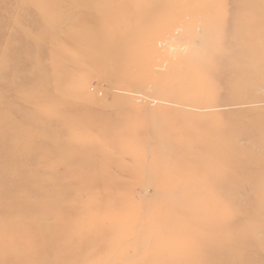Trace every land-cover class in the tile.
Masks as SVG:
<instances>
[{
  "label": "rangeland",
  "instance_id": "rangeland-1",
  "mask_svg": "<svg viewBox=\"0 0 264 264\" xmlns=\"http://www.w3.org/2000/svg\"><path fill=\"white\" fill-rule=\"evenodd\" d=\"M250 33L264 0H0V264H264Z\"/></svg>",
  "mask_w": 264,
  "mask_h": 264
},
{
  "label": "bare ground",
  "instance_id": "bare-ground-1",
  "mask_svg": "<svg viewBox=\"0 0 264 264\" xmlns=\"http://www.w3.org/2000/svg\"><path fill=\"white\" fill-rule=\"evenodd\" d=\"M249 35V34H248ZM252 33H250L249 35V40L254 41L255 39H258L257 44L255 45L254 43L252 44V42H250V44L248 43L249 40L247 41V43H243L241 44V46L237 47V49L234 51L235 54L238 55H233L232 57V66H233V71H238L237 73H242L240 71H248L249 69H253L255 66L258 67L259 65H262L264 67V36L259 35L260 37H258V35H253ZM238 44V43H237ZM246 44V46H245ZM235 49V48H234ZM231 52V51H230ZM246 53V54H245ZM236 57V58H235ZM235 62V63H234ZM231 63V62H230ZM231 65V64H229ZM236 73V74H237ZM233 74V72L231 73ZM235 74V75H236ZM234 75V74H233ZM249 76V77H248ZM251 75H247L244 74V76H242V78H234V76H232V85L236 86L238 84H241L242 82H257L258 80H253L252 78H250ZM231 82V81H230ZM244 85V84H243ZM234 148L231 147L229 149H225V153H229V152H234ZM20 154V156L12 161V162H7L4 164L0 165V171H4L6 168L9 169L11 166H16V167H22L23 165H25L28 161H30L31 159L26 158V156L21 157V153H16ZM249 156V155H248ZM201 169V168H200ZM21 171V177H17V180H15V183H21L23 182V180L26 179V176L23 174V171ZM12 180V177L9 175H6V177L4 178H0V187L5 185V184H9V182ZM36 203V202H35ZM17 203L15 202L14 205H16ZM39 205V204H38ZM237 206V205H236ZM35 209V206H34ZM33 208L30 210V212H32ZM27 212V211H26ZM25 215V214H24ZM6 216V215H5ZM27 216V215H26ZM29 216V214H28ZM32 216V215H31ZM24 217V216H23ZM13 219V218H12ZM27 225V224H26ZM43 231V230H42ZM8 258V257H7ZM238 259V261L241 262V264H250L249 261L243 260L240 257H236ZM10 259V258H8ZM222 260V259H221ZM8 261V260H7ZM209 261V260H208ZM223 261V260H222ZM221 264V263H220Z\"/></svg>",
  "mask_w": 264,
  "mask_h": 264
}]
</instances>
